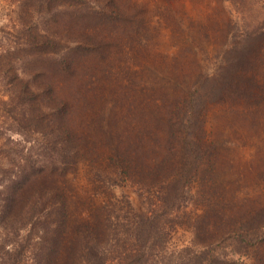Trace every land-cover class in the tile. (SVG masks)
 Wrapping results in <instances>:
<instances>
[{"label":"rangeland","instance_id":"rangeland-1","mask_svg":"<svg viewBox=\"0 0 264 264\" xmlns=\"http://www.w3.org/2000/svg\"><path fill=\"white\" fill-rule=\"evenodd\" d=\"M21 1L0 0V32ZM50 1L57 26L48 14L22 17L57 30L53 56L70 53L97 0ZM118 2L105 56L90 64L99 84L67 80L61 90L76 101L67 124L76 151L41 134L24 145L25 159L42 167L33 187L48 206L38 214L55 203L91 219L83 245L62 235L49 256L56 264H264V0ZM13 55L5 60L23 53ZM121 152L126 174L107 165ZM27 232L12 242L26 261Z\"/></svg>","mask_w":264,"mask_h":264},{"label":"trees","instance_id":"trees-1","mask_svg":"<svg viewBox=\"0 0 264 264\" xmlns=\"http://www.w3.org/2000/svg\"><path fill=\"white\" fill-rule=\"evenodd\" d=\"M17 8L18 17L0 32V264H56L49 256L55 239L63 235L73 247L83 245L91 219L88 215L71 217L65 207L55 203L38 214L48 206L46 193L33 187L42 167L25 159L24 145L41 134L67 152L76 151L72 147L76 137L67 127L69 116L77 110L76 101L61 95V90L67 80H83L80 88L97 87L100 76L90 64L105 56L108 43L103 35L117 25L121 14L118 0H97L80 19L82 27L77 29L73 50L53 56L50 51L59 39L57 30L36 22L27 26L22 15L27 19L48 14L50 25L57 26L55 4L50 0H22ZM15 52L23 55L18 60H5ZM1 59L11 72L9 79L4 77L6 69H2ZM39 61L49 65L42 70L36 65ZM107 73L106 67L100 71L101 75ZM107 165L123 174L131 167L123 152L108 154ZM23 229H28L23 237L30 249L27 261L12 243L21 239Z\"/></svg>","mask_w":264,"mask_h":264}]
</instances>
